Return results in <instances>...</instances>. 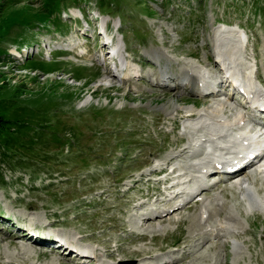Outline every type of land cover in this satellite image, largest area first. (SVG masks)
<instances>
[{
	"label": "rangeland",
	"instance_id": "rangeland-1",
	"mask_svg": "<svg viewBox=\"0 0 264 264\" xmlns=\"http://www.w3.org/2000/svg\"><path fill=\"white\" fill-rule=\"evenodd\" d=\"M64 2L0 0V113L9 125L0 137L7 154L0 149V264H76L34 240L55 243L57 234L69 237L74 251L78 245L97 248V264H146L153 260L149 254L154 263L177 257L172 264H264V212L248 207L249 218L241 214L236 200L242 193L232 185L206 193L217 191L221 202H229L242 227L229 222L233 231L217 242L215 228L227 224L217 215L206 218L216 202L206 194L183 216L171 213L172 221L143 218L146 210L166 207L155 203L161 197L155 188L164 186L156 183L163 176L152 165L204 121L166 110L194 111L196 102L199 111H210L223 100L235 114L223 115L226 126L247 113L234 97L205 99V85L190 93L154 84L153 74L160 72L154 59L162 57L165 73H200L212 85L222 76L214 66L217 49L238 44L242 36L252 71L264 79V0ZM104 26L119 45V62L106 55L99 34ZM69 38L78 44L72 52L63 49ZM257 187L252 189L260 199L264 188ZM198 211L202 225L192 227L193 218H187ZM29 224L40 229L37 237L26 233L33 229ZM23 233L32 238H15ZM140 235L145 238H135Z\"/></svg>",
	"mask_w": 264,
	"mask_h": 264
},
{
	"label": "bare ground",
	"instance_id": "bare-ground-1",
	"mask_svg": "<svg viewBox=\"0 0 264 264\" xmlns=\"http://www.w3.org/2000/svg\"><path fill=\"white\" fill-rule=\"evenodd\" d=\"M229 41H230V39H229ZM239 44L240 43H238L236 45H231V47H227L226 46L227 48H220V49H223L225 53H227V52L230 53L232 65L234 67V69L232 70V72L235 75H237L238 69H240L238 66H241L240 65V62L239 63H236V62L238 60H240V58L243 57V56L241 57L242 51L240 50L241 48H240V45ZM103 46L105 47L104 44H103ZM220 49H217V51L219 52V54H222L223 51H221ZM154 60L158 61V63H159L158 69H159L160 72L157 73V74H153L154 76H153V78L151 80H152V82L154 84H156L158 86L169 87L171 90H174V85H175L176 91L177 90H179V91L185 90V91H188V92L190 91V93H199V90L198 91L195 90V87H198L199 88L201 85H206L207 86V83L208 82L205 81L204 78L201 75H199L200 73L199 74H195V73L191 74L188 71L179 72V71H177L178 69L175 70L176 73H174L173 70H172V72L171 71H168L167 73H165L166 71H162V68H160V65H161L160 62L162 60V57L161 56H156V59H154ZM164 65H169V63L168 64L165 63ZM218 65H219V60L217 59V60L214 61V66L215 67H219ZM158 69H156V70H158ZM171 75H174V76L171 77ZM255 77H256V79H258L264 85V79L261 78L258 75V72L257 71H255ZM172 78L175 79L176 83H175V81H173ZM169 81H173V84L169 83ZM230 86H231L230 82L226 78L220 76L219 79L215 82V87L217 89H215L212 93L204 96V98L205 99H209L210 98V99L213 100L217 96L220 97L219 93L225 92V90H223V89H225L226 87H230ZM232 97H233V93L231 92V93L228 94V99L231 100ZM165 102H168V101H165ZM179 102H181V101H179ZM236 102H238V101L236 100ZM214 103H215V106L217 104H221V105H220V107L216 106V107H218V109L217 108H214V106H213V109H211L210 111H199L198 108L200 106H199V103L196 106L195 105L196 102L193 104V106L196 107L194 111L188 109L186 112H184L183 110H181L178 107H171V106L169 107L168 110L165 109L167 115H172V114H175L176 115L177 114L181 118H184L187 121L188 120H197V119H200V117L201 118L203 117V120L204 121L201 122L200 124L197 123L198 125H195V127L198 126L196 132H199L200 133V136H198L197 138H194L195 137V132L194 133L192 132L193 129L191 130V133L189 131L188 132L187 131L184 132L183 134H184L185 138L187 139L186 141H185L184 138H182L183 140H180V141L178 139L177 142L173 145L174 146V149H173L174 151L173 152H170V153L168 152L164 156H161L158 159L159 160V163L157 165L150 164V165H152V168H153V166L156 167V168H154L156 172H165L163 178H161L159 181H156L157 184H163V186H164L163 188L164 189L163 188H158V187L155 188L158 196L161 195V197H159V199H157V202L155 201V203L156 204H158V203L159 204H162V205H164L166 207L161 212H158L157 210L155 211V209H153V208L150 209V210H146L145 213H144L143 218H146L147 219V217H149V215L152 214L151 217L154 216V217H156L155 219L163 220L162 222H165L166 220L172 221V218L169 217L171 213H173V212L174 213H180L179 215H182L181 213L183 212L184 209H186V210L191 209L193 206H196V202L200 201V202L203 203L204 200H205V198L204 199L203 198H199L195 202L196 198L199 195H202L203 196V195H205L208 192L212 193L213 189L217 190L218 191V194L221 193V192H223V190L220 189V186L222 184L232 185L233 187H235L236 190H239V192L242 193V197L243 198H237V200H236V202L238 203L237 205H239V207L241 208L240 209V213L241 214H244L245 216H247L249 218L248 215L250 214V212H248V213L246 212V210L248 209V207H249V211H252V213H255V211H256V213L257 212H264V196L261 195L260 199L257 201V199L255 198V196L253 194V191H252L253 189L250 188L251 185L258 186L257 187V192H259L261 189L264 188V179H263V176L260 175L261 173H264V171H261L260 170L261 166L260 167L258 166L256 168V165L259 162V159L258 158L255 160V162L251 166L246 167L245 169H242L237 175L228 176L226 179L219 180L218 182H214V183H212L210 185H207L206 183L203 182L205 176H213L212 174H215V173L218 174L217 169H216L217 167L215 165H218V163H220V162L211 161L207 157L204 158V159L202 157L203 151H204L203 146H202V142H204L208 138L207 137L208 134L210 132H212V131L209 130V128L207 127V125H208V123H211L212 126L213 125H221V127H223L224 126L223 124L225 122L222 119H220V118H222L224 114H226V116H225L226 118L228 116L234 114L233 109L232 108H229L228 106H226L224 104L223 100H219L218 99V100H215ZM214 103H210V104L213 105ZM168 105H167V107H168ZM241 117H242V115H240L239 118L242 119ZM252 119L253 120H256L255 118H252ZM206 121H208V122H206ZM263 125H264V123H263ZM233 126L234 127H238L239 126L238 123H237V121L234 122V124L232 126H228L229 127L228 129H230L231 127L233 128ZM188 127H189V125H188ZM200 162H202L204 164L201 167V169H204L206 166H211L214 163L213 170L210 173H208V174L205 173V172H203L200 169V166L198 165ZM171 167H172V170L167 171V169L168 168H171ZM154 169H152V170H154ZM212 172H215V173H212ZM173 173L175 175H173ZM180 176L186 177L187 178L186 181L188 183H186V185L183 184V185H181L179 187L178 186V181H176L175 179L179 178ZM200 176H204V177L199 178ZM259 180L261 181V183H263L262 185H259L258 184ZM190 182H192L194 185H196L197 190H198L197 192L192 193V192H190V190L187 189V186H188V184ZM177 187H179V188H177ZM227 187H229V186H227ZM236 190H235V192H236ZM217 191L214 192L213 194H211V196H209L210 194H206V195H208V197H213L216 200L215 206H212V207H215V209L214 208H212V209L209 208L210 210L208 211V213L206 215L207 216L206 218L207 219H210V217H212L213 215H217V216L220 217V219L223 222H225L227 224V225H224V224L217 225V227L215 228L216 229V233H215V236L214 237L217 238L216 242L218 241V239L219 240H222L221 239L222 237H226V234H228V233H230V232L233 231L232 230V231L228 232V229L230 227L228 225L229 222L232 223V224L238 225V228L241 227V223L239 221L238 216L235 214V211H232L228 207L229 202H228V204H226L227 203L226 200H225V202H221V200H222L221 198L219 200V198L217 196L218 194H216ZM176 198H181V200H183V201L181 202L180 205H175V206L170 207L172 205V201L174 199H176ZM192 201H193V204H192ZM158 208H159V206H158ZM154 211H155V213H156L157 216H155L153 214ZM164 213H167L166 217L161 218L162 217L161 214H164ZM202 217L204 219V215H203L202 211L201 212L198 211V212H195L194 215H192L191 217H188L187 219H192L193 218L192 219V225H193L192 227H195V226L202 225V220H201ZM151 219L149 218V221ZM142 222H147V220L142 219ZM203 222H205V221H203ZM177 223H179V222H177ZM54 224H52V225H54ZM30 227H33V226L30 225ZM226 231H227V233H226ZM205 233H207V232H205ZM218 233L221 234V235H219ZM201 234H203V233H201ZM201 234H197L198 237H200ZM18 235H15V238H17V237L18 238H23L24 240H27V239H31L32 238V237L29 238V237L25 236L24 233L22 235L20 234V236H18ZM32 235L35 236L34 234H32ZM56 236L61 238L62 243L64 244L63 246L62 245L56 246L59 243H56V240L53 239V238H51V239H53L55 241V243H53V242L51 243V241H49V243H44V242H48V241L47 240H43V239H41V238H39L37 236H35V237H37L38 240L40 239L39 242L35 238H34V240H36L37 243H41L40 245H42V243H43L45 246L49 247L50 250L56 249V251L58 253H61V255H64L66 257L70 256V259L69 260L71 261V263H72V261L74 262L76 259H78V261H77L78 264H93L95 262L97 263V262H100L101 261L100 259L96 258V255L99 252L97 250V248H94V249L93 248H90L92 250V253H94L93 256H91V257L90 256H83V255H78L77 256L76 255L77 252H75V251H78V250L76 249L74 251V247H77V246H73L71 244V241L72 240L69 237H66L63 234H59V235L57 234ZM193 237L195 238V236H193ZM198 237H196V238H198ZM135 238L136 239H140V238L141 239H144L145 236L144 235H140V236H136ZM207 238H208V236H207ZM208 239H206V240H208ZM222 243L223 244H219V245H222V246L225 245L226 246L227 241H223ZM10 244L11 245H15V243H13V242H10ZM54 244H56V245H54ZM235 244H236V242H235ZM216 245H218V243ZM186 246L188 247L189 245L187 244ZM186 246H184V247H186ZM65 251H68L69 254L67 252H65ZM107 252H108V250L105 253L107 254ZM184 253H186V252H184ZM45 254H46V252H45ZM111 255H113V254L110 253V256ZM158 255L161 256L162 254H158ZM150 256H153L152 257L153 260L152 261L150 260L152 264L160 263L161 262L160 261L161 259H162V262L160 264H169V263L172 264L174 262V260L177 259V257H175V258L170 259V260L167 261V258L161 257L160 260L158 259L159 261H157L156 263H154V261H156L157 258L154 255L149 254L148 257H150ZM106 257H108V256H106ZM143 257L141 256V258H143ZM95 258L98 261H96V260L93 261ZM109 258H112V257H109ZM182 258H183V256H182ZM79 260H82V261L83 260H86V262H81ZM131 260L132 259L128 260L126 262V264H130V261ZM134 261H137V260L134 259ZM169 261H171V262H169ZM118 262L121 263V260L120 261H117V263ZM151 263H146V264H151ZM132 264H136V263L134 262ZM141 264H142V262H141Z\"/></svg>",
	"mask_w": 264,
	"mask_h": 264
},
{
	"label": "trees",
	"instance_id": "trees-1",
	"mask_svg": "<svg viewBox=\"0 0 264 264\" xmlns=\"http://www.w3.org/2000/svg\"><path fill=\"white\" fill-rule=\"evenodd\" d=\"M65 0H62V4L64 5L65 4V2H64ZM84 3H86L85 2V0H82ZM61 3H59V5H60ZM79 7V6H78ZM64 8V7H63ZM79 9H80V11H82V9H83V7H79ZM5 120H7L6 118H4L2 115H1V113H0V137L5 133V131L7 130V128H9V125H7V122L5 121ZM1 144H6L4 141H1V139H0V149L2 150V155L3 156H5V155H7L6 153H5V151L3 150L4 149V147H6L5 145H2V147H1Z\"/></svg>",
	"mask_w": 264,
	"mask_h": 264
}]
</instances>
